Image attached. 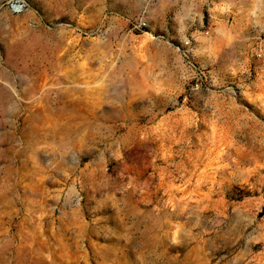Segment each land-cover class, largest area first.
<instances>
[{"label": "rangeland", "instance_id": "1", "mask_svg": "<svg viewBox=\"0 0 264 264\" xmlns=\"http://www.w3.org/2000/svg\"><path fill=\"white\" fill-rule=\"evenodd\" d=\"M25 1L0 264H264V0Z\"/></svg>", "mask_w": 264, "mask_h": 264}, {"label": "built area", "instance_id": "2", "mask_svg": "<svg viewBox=\"0 0 264 264\" xmlns=\"http://www.w3.org/2000/svg\"><path fill=\"white\" fill-rule=\"evenodd\" d=\"M2 5H5L10 13L16 15L22 14L28 9V4L26 3L25 0H7V1L0 0V9Z\"/></svg>", "mask_w": 264, "mask_h": 264}]
</instances>
